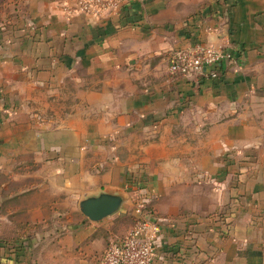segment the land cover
<instances>
[{"label":"crops","instance_id":"0c3cea01","mask_svg":"<svg viewBox=\"0 0 264 264\" xmlns=\"http://www.w3.org/2000/svg\"><path fill=\"white\" fill-rule=\"evenodd\" d=\"M74 2L0 0V264H100L141 204L154 264H264V0ZM199 41L218 77L170 72Z\"/></svg>","mask_w":264,"mask_h":264},{"label":"built area","instance_id":"2783aa9c","mask_svg":"<svg viewBox=\"0 0 264 264\" xmlns=\"http://www.w3.org/2000/svg\"><path fill=\"white\" fill-rule=\"evenodd\" d=\"M128 0H75L70 10L89 16H101L107 11L117 9ZM211 28H208L210 30ZM232 54L221 47L204 41L190 47L173 49L168 55V67L173 74L186 76L218 77V70ZM138 210L134 227L122 238L109 242L100 258V264H154L157 241L161 231L158 220H152Z\"/></svg>","mask_w":264,"mask_h":264},{"label":"water","instance_id":"95a60500","mask_svg":"<svg viewBox=\"0 0 264 264\" xmlns=\"http://www.w3.org/2000/svg\"><path fill=\"white\" fill-rule=\"evenodd\" d=\"M122 204V198L118 195L104 193L97 197L83 200L80 204L82 212L91 220L99 221L114 212Z\"/></svg>","mask_w":264,"mask_h":264},{"label":"trees","instance_id":"16d2710c","mask_svg":"<svg viewBox=\"0 0 264 264\" xmlns=\"http://www.w3.org/2000/svg\"><path fill=\"white\" fill-rule=\"evenodd\" d=\"M130 182H133V181H130ZM139 185L141 186V184L139 183ZM142 187V186H141ZM17 240V239H16Z\"/></svg>","mask_w":264,"mask_h":264},{"label":"rangeland","instance_id":"374dc122","mask_svg":"<svg viewBox=\"0 0 264 264\" xmlns=\"http://www.w3.org/2000/svg\"><path fill=\"white\" fill-rule=\"evenodd\" d=\"M0 12H1V8H0Z\"/></svg>","mask_w":264,"mask_h":264}]
</instances>
